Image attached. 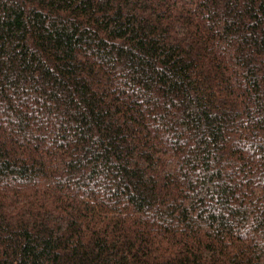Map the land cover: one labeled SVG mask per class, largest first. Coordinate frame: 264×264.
I'll return each instance as SVG.
<instances>
[{"label":"trees","instance_id":"obj_1","mask_svg":"<svg viewBox=\"0 0 264 264\" xmlns=\"http://www.w3.org/2000/svg\"><path fill=\"white\" fill-rule=\"evenodd\" d=\"M0 264H264V0H0Z\"/></svg>","mask_w":264,"mask_h":264}]
</instances>
